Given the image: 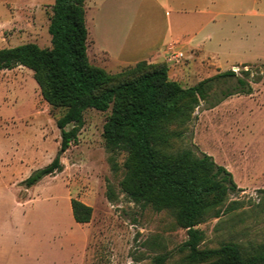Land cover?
<instances>
[{"label": "rangeland", "instance_id": "obj_1", "mask_svg": "<svg viewBox=\"0 0 264 264\" xmlns=\"http://www.w3.org/2000/svg\"><path fill=\"white\" fill-rule=\"evenodd\" d=\"M53 1L0 0V48L24 42L49 47L48 24ZM143 5L146 21L150 20L152 25L157 22L161 34L170 25L194 34L199 24L207 21L203 31L209 32V38L200 32L190 35L193 39L186 45L174 44L175 50L183 55L182 60L174 64L181 71L182 86L226 69L240 74L248 68L252 75L264 70V60L242 61L251 58L249 45L254 39L262 43L256 31H260L259 22H264V18L258 16L264 12V0H214L208 4L206 13L190 12L181 14L182 17L174 13L168 0H143ZM103 7L104 0H99L85 15L87 56L90 63L97 66H103L106 60L98 51L106 38L104 22L113 21L117 27L122 22L118 12L104 18ZM252 9L259 13L254 16ZM142 11L128 14L127 23L139 19ZM203 38L202 52L198 48L191 49ZM170 39L169 35L157 43L152 41L156 46L153 49L163 55ZM162 59L167 62L164 60L167 56ZM170 64L167 62V70L173 68ZM221 86L222 83L212 85L209 100L219 96ZM225 99L236 104L225 108L219 119L215 113L206 114L207 102L202 100L187 121L171 124L170 129L177 134L171 136L164 150L175 152L191 148L196 154L204 151L231 172L240 189L227 195L217 216L210 213L196 225L203 233L200 247L235 241L243 250H248L264 243V106L256 107L253 98L246 94H233ZM64 110L61 106H50L42 98L30 69L18 65L0 70V173L4 175L0 181L5 182L0 185V211L22 209L16 204L13 207L12 196L16 193L17 200L23 198L25 187L14 192L13 185H18L55 156L60 141L55 121ZM109 112L110 108L84 110L77 142L60 155L62 170L42 177L32 185L29 198L26 197L24 209L31 222L28 228L37 231L33 234L41 238V247L45 249L55 246L63 250L84 249V264H152L153 257L161 253L168 256L165 264H188L179 251L187 237L186 230L176 224L170 211L135 203L120 191L118 183L124 154L115 155L120 168L113 170L101 135ZM70 127L71 124L65 126ZM249 130L256 134L249 135ZM72 197L91 206L88 222H74L69 211ZM230 204L232 208L227 210Z\"/></svg>", "mask_w": 264, "mask_h": 264}, {"label": "trees", "instance_id": "obj_2", "mask_svg": "<svg viewBox=\"0 0 264 264\" xmlns=\"http://www.w3.org/2000/svg\"><path fill=\"white\" fill-rule=\"evenodd\" d=\"M51 12L49 47L24 42L0 48V70L18 65L30 69L42 98L50 106L65 108L55 121L60 131L55 156L19 184L28 188L60 172V155L77 142L84 110L110 108L101 135L111 168L121 167L120 191L135 203L170 211L176 224L186 230L187 237L179 246L183 261L264 264V243L248 250L235 241L200 247L203 233L196 225L210 213L217 216L227 195L240 188L212 155L196 154L191 148L164 150L177 134L171 124L187 121L202 100L207 102L205 108H211L230 95L250 93L251 83L258 82L264 70L252 75L248 68L240 74L226 69L188 86L168 77L166 61L139 60L111 73L88 59L85 0H54ZM219 83L223 84L219 96L209 100L212 85ZM68 124L71 127L66 129ZM118 153L124 154L120 167L115 161ZM231 208L230 204L226 209ZM70 209L75 222L86 223L91 218V206L77 198H70ZM167 257L157 254L152 264H165Z\"/></svg>", "mask_w": 264, "mask_h": 264}, {"label": "crops", "instance_id": "obj_3", "mask_svg": "<svg viewBox=\"0 0 264 264\" xmlns=\"http://www.w3.org/2000/svg\"><path fill=\"white\" fill-rule=\"evenodd\" d=\"M213 1L214 0H168L174 13L180 14L181 17V14L190 12L199 14L206 13L208 4L213 3ZM98 3L99 0H85V15L88 8H91L92 6L94 7ZM103 8L104 18H107L108 15L111 16L112 12H118L122 19L119 27H117L113 21L109 23H107V21L104 22V35L106 38L104 44L98 46V51L106 56L103 66L100 67H105L104 69L111 73L117 72L123 67L132 65L139 60H146L148 62L163 61L162 58L167 56L165 55V52L168 44L173 43L176 46L186 45L193 39L190 35L204 32L203 35L209 38V32L203 31V28L206 27L207 21L200 23L194 34L191 33L192 31H188L187 33L183 27L171 25L170 27L166 26L163 34H161L162 29L157 22L152 25L150 20L148 22L146 21L143 14V0H104ZM148 9H150V6ZM140 11L142 12L139 15V19L134 18L133 21L127 23L128 14L129 16H131L132 13H135L136 15V13ZM250 12L254 16L259 13V11L255 9L250 10ZM258 16L264 18V12H260ZM211 21H213V19H211ZM252 26L253 32L256 31L255 22L252 23ZM259 26L260 31H256V34H259L261 36L260 38H262V43H259L261 46L259 47V44L256 43L254 39L253 43L249 45L248 55H250L251 58L242 60L243 62L252 63L264 60V22H259ZM169 35L171 36V39L166 43L165 49L163 50L164 54L161 55L157 49H153L154 45H152V41L157 43V41L163 36L169 37ZM204 38L201 42H195V44L191 46V49L198 48L202 52L201 46ZM200 59H203V57ZM170 65L174 69L169 68L167 70L168 77L180 82L179 78H181V71L177 70L174 64L171 63ZM109 68L119 70L112 72ZM251 87L252 90L250 93L246 94L247 97L253 98V103L256 107L260 108L261 106H264V74L258 82H252ZM230 104H236V101L225 99L211 108H205L204 111L207 112V115L215 113L216 119H219L218 116L220 113H223L225 108ZM210 121H212V119ZM202 122L204 123V119L201 120V123ZM205 126L203 125V127ZM248 132L249 135L256 134V132L250 130ZM0 177H4V175H1L0 173ZM19 182L18 185L17 183H14V192H17L22 186ZM2 184H5V182L0 181V185ZM31 188L32 186L24 188V197L19 200L16 199V193L12 196L13 200L15 199L13 201V207L16 204L19 208H22L19 209L20 211L15 212L14 208L13 210L8 209L0 211V264H84V249L63 250L62 247L57 246L47 249L41 247V238L33 234L37 231L28 228V225H31V222L29 221L30 215L24 209L25 202L27 201L26 197L29 198ZM69 211H71V209H69ZM75 223L84 224L78 222ZM84 237L87 238L85 232Z\"/></svg>", "mask_w": 264, "mask_h": 264}, {"label": "built area", "instance_id": "obj_4", "mask_svg": "<svg viewBox=\"0 0 264 264\" xmlns=\"http://www.w3.org/2000/svg\"><path fill=\"white\" fill-rule=\"evenodd\" d=\"M167 62L172 64H178L182 60V52L175 50L174 44L170 43L166 46Z\"/></svg>", "mask_w": 264, "mask_h": 264}]
</instances>
